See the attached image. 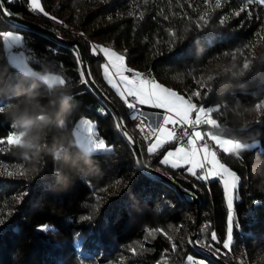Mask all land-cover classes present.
I'll return each mask as SVG.
<instances>
[{
	"label": "trees",
	"instance_id": "trees-1",
	"mask_svg": "<svg viewBox=\"0 0 264 264\" xmlns=\"http://www.w3.org/2000/svg\"><path fill=\"white\" fill-rule=\"evenodd\" d=\"M3 2L12 13L81 41L91 78L118 109L143 162L194 194L198 211L176 186L138 162L109 106L83 82L75 46L0 14V30L22 31L28 63L66 81L49 88L17 69L0 39V104L7 105L0 111V138L13 125L23 140L26 130L32 134L27 148L0 145V264H80L82 259L85 264H182L188 255L223 264L199 246L229 264H264V176L258 175L264 173V105L260 112L255 109L264 101V5L248 0H221L219 8L215 0H41L53 20L31 11L26 0ZM245 5L247 11L234 15ZM94 42L119 47L128 65L152 73L167 87L190 96L200 90L203 99L194 103L226 105L223 117L213 116L226 122L223 130H213L254 141L239 155L219 153L241 177L230 249L211 240L215 231L222 241L226 229L218 178L205 183L185 167L160 165L162 151L147 153L131 123L133 110L101 77V55L90 51ZM245 61L250 70L233 76ZM28 97L35 98L34 104L16 107ZM78 116L94 121L110 150L88 153L75 144L71 128ZM32 136L40 138L38 145L31 144ZM42 224L50 226L46 232L37 230Z\"/></svg>",
	"mask_w": 264,
	"mask_h": 264
},
{
	"label": "snow or ice",
	"instance_id": "snow-or-ice-1",
	"mask_svg": "<svg viewBox=\"0 0 264 264\" xmlns=\"http://www.w3.org/2000/svg\"><path fill=\"white\" fill-rule=\"evenodd\" d=\"M8 2L11 3L13 0H8ZM26 2L31 11H38L46 17L56 20V17L50 16V14L45 11L41 0H26ZM205 2L207 3L208 0H205ZM253 3L264 5V0H248V4ZM215 6L219 8L221 6V0H215ZM247 10V5H245L236 11L234 15L239 16L241 12ZM0 14L8 17L14 15L10 10L4 7L3 0H0ZM249 15H251L250 12ZM200 20L207 24V20L203 16L200 17ZM224 22L225 19L221 18L220 23L223 24ZM197 27H200V25L197 24ZM173 35L175 34L173 33ZM0 39H2L9 53L21 43V35L10 30H0ZM90 51L93 55L102 53L106 58V63L102 65L106 82L116 91L126 107L133 110V119H136L135 112L138 105L155 107L163 111L162 120L156 127L151 129L154 139L146 137V139H151L146 149L148 154H157L165 148V145L177 141L176 132L172 128H169V125H172L173 128H175V126H180L185 129L183 137L181 138L182 142L174 149H169L164 152L162 158L159 159V164L168 166L171 169H179L186 166L187 174L205 183L217 178L222 182V190L228 210L226 214V236L221 241L217 233L212 231L211 240L216 244L222 243L224 249H230L234 242V194L238 192L241 177L230 167L226 166V164L222 163L217 158V152L213 151L206 142L207 138L213 141L223 152L236 153L237 155L249 147L239 139L228 138L221 134L226 122L221 123L217 118H213V116L214 114H218L223 117L227 106L218 104L216 106L206 107L203 103L198 105L194 103L193 100L196 98L203 99L200 90L194 91L191 96L186 98L177 91L169 89L139 72L126 69L125 57L107 47L91 45ZM76 56L79 60L80 53L78 49ZM13 59L19 58L13 57ZM19 62L23 63V60L20 59ZM110 68L115 71L110 72ZM248 70H250V61H245L241 70L238 73H232V75L242 77ZM125 72H133V75H126ZM33 74L37 75L35 73ZM117 77L118 79H116ZM40 78L47 82L49 88L55 87L57 83H66L65 80H60V78L55 75H44ZM81 78L84 83H87V80H84L83 71L81 72ZM208 80H213V77L209 76ZM204 87L210 89L211 86L205 85ZM207 94L209 93H204V95ZM262 105H264V101L255 105L257 112L261 111ZM6 106L5 103L0 104V111ZM202 126L221 131H201L199 129ZM12 127L13 131L7 134L6 137L0 138V145L7 144L8 146H16L19 148L29 147L30 145L24 142L22 134L18 133L14 125ZM189 129H191V131H189ZM77 133L78 139L86 152L93 153L110 150L104 139L95 137V134L91 131V126L77 128ZM124 135L127 136V132H125ZM130 142L135 144V141ZM19 174L24 175L25 173L21 171ZM8 175L12 176L13 173L9 172ZM116 182L119 183L120 181L117 180ZM23 195H27V193L22 194L20 197L21 200L23 199ZM2 223H4V221H0V224ZM49 227L48 224H42L37 226V230L46 232ZM149 234L151 235V233ZM190 243L198 244L199 241H190ZM173 247H175V245H173ZM130 251L135 253L136 249L131 248ZM215 251L219 252L220 249L216 248ZM186 259L190 264H206L204 260L197 261L192 255H188ZM80 264H85V261L82 259Z\"/></svg>",
	"mask_w": 264,
	"mask_h": 264
},
{
	"label": "rangeland",
	"instance_id": "rangeland-1",
	"mask_svg": "<svg viewBox=\"0 0 264 264\" xmlns=\"http://www.w3.org/2000/svg\"><path fill=\"white\" fill-rule=\"evenodd\" d=\"M4 30H10V31H13L14 33H16V34H20L21 35V43H20V45L19 46H17L15 49H13L12 50V52L11 53H9V51H8V49L4 46V44H3V41H2V39H1V42H2V47H3V51H4V55H5V57L7 58V60L11 63V64H13L17 69H19V70H21V71H23V72H28V73H35V74H37V75H35V76H37V77H41V76H44V75H49V76H52V75H55V76H58L59 78H60V76L58 75V74H56V73H53V72H50V71H46V70H41V69H38V68H36V67H34V66H32L30 63H28V61L26 60V58H25V55H24V51H23V49H22V38H23V33H22V31H20V30H18V29H13V28H6V29H4ZM92 45H95V46H102V47H107V48H109V49H111L112 51H115L116 53H118V54H120V55H123V53H122V51L119 49V47H114V46H110V45H107V44H101V43H97V42H94ZM100 55H101V59L99 60V70H100V74H101V77H102V79L106 82V79H105V77H104V75H103V68H102V65L104 64V63H106V58L103 56V54L102 53H99ZM124 56V55H123ZM13 57H18L19 59H13ZM20 59H22L23 60V63H20L19 62V60ZM125 68L126 69H131V70H133V72H139V71H137L136 69H134V68H132L130 65H128L126 62H125ZM115 70L114 69H111L110 68V72H114ZM133 72H131V73H129V72H125V74L126 75H129V76H131V75H133ZM140 73V72H139ZM41 79V78H40ZM116 79H118V77L116 78ZM43 80V79H42ZM60 80H61V78H60ZM44 81V80H43ZM46 82V81H45ZM160 81H158L157 83H159ZM47 83V82H46ZM107 83V82H106ZM108 84V83H107ZM159 84H162V85H164L162 82H160ZM109 85V84H108ZM110 86V85H109ZM165 86V85H164ZM111 87V86H110ZM167 87V86H166ZM112 88V87H111ZM167 88H169V89H172V90H174V91H177V90H175V89H173V88H170V87H167ZM113 89V88H112ZM179 94H181V95H184L186 98L187 97H189L190 96V94L189 93H186V94H183L182 92H180V91H177ZM194 102V101H193ZM198 105L200 104V103H197ZM206 107H209V106H212V105H209V104H207V105H205ZM140 108V107H139ZM161 114V116H160V114ZM136 114V113H135ZM157 114H159V115H157ZM163 111H161L160 109L159 110H154L153 111V113H152V115H153V124H150V122H145L146 123V125L150 128V129H152L153 127H156L157 125H158V123L162 120V116H163ZM194 118V117H193ZM131 120V119H130ZM134 120L135 119H132V121H131V123L133 124V126L137 129V131L140 133V131L138 130V128L135 126V122H134ZM88 126H91V131H92V133H94L95 134V137L96 138H102L101 136H99V135H97V133H96V129H95V124H94V121L93 120H91V119H89V118H87V117H85V116H78L76 119H75V121H74V123H73V125H72V128H71V133H72V137H73V141L75 142V144L80 148V149H82L83 151H85L84 150V148L82 147V145H81V142L79 141V139H78V133H77V128H86V127H88ZM199 130H201V131H212V132H216V131H214L213 129H211V128H208L207 126H202ZM222 134V133H221ZM140 135H141V133H140ZM222 135H224V134H222ZM142 136V135H141ZM225 136H227V135H225ZM143 137V136H142ZM228 138H233V137H230V136H227ZM103 139V138H102ZM144 139V138H143ZM152 139H154V137H152ZM233 139H237V138H233ZM240 140V139H239ZM145 141V140H144ZM242 143H245V144H247L248 146L249 145H252L253 143H254V141L253 140H244V141H242V140H240ZM150 142H151V140H150ZM150 142H148V143H150ZM206 142L209 144V146L212 148V150L213 151H216L217 152V158L222 162V163H224V164H226L222 159H221V157L219 156V153H220V151H222V150H220L219 148H218V146H216L215 144H214V142L213 141H211V140H208L207 138H206ZM146 143V142H145ZM148 143H146V149H147V145H148ZM181 142L179 141V140H177V141H175L173 144H167V145H165V148L164 149H162L161 151V154H160V157H159V159L160 158H162V155H163V153L164 152H166L167 150H169V149H174L176 146H178L179 144H180ZM106 145L109 147V149L111 148V145L109 144V143H106ZM226 166H228L227 164H226ZM229 167V166H228ZM185 168H186V166H185ZM232 169V168H231ZM233 170V169H232ZM234 171V170H233ZM219 180V179H218ZM219 182H220V184H221V186H222V182L219 180ZM223 191V190H222ZM237 197H239V193L237 192V193H235L234 194V198H237ZM223 201H224V205H225V209H226V214H227V205H226V201H225V199H224V194H223ZM233 215H234V213H233ZM226 226H227V219H226ZM225 236H226V229H225V234H224V237H223V239L225 238ZM192 239V238H191ZM194 239V238H193ZM222 239V240H223ZM197 261H199V260H204L205 262H206V264H216L215 262H213L212 260H210L208 257H206V255H192ZM182 264H190V262L189 261H185V262H183Z\"/></svg>",
	"mask_w": 264,
	"mask_h": 264
},
{
	"label": "water",
	"instance_id": "water-1",
	"mask_svg": "<svg viewBox=\"0 0 264 264\" xmlns=\"http://www.w3.org/2000/svg\"><path fill=\"white\" fill-rule=\"evenodd\" d=\"M14 14V13H13ZM4 16V15H3ZM9 21H11L12 23H15L16 25H19V26H25V27H29V28H32V29H35V30H38L44 34H47L49 36H51L52 38L64 43V44H67V45H73L75 46L76 48V51L77 49L79 50V53H80V58H79V62H80V65H81V69L83 71V74H84V77L85 79L87 80V83L88 85L101 97V99L106 102V104L109 106V108L111 109V111L113 112V114L115 115L117 121H118V124H119V127L122 131V133L124 134L125 132H127V136H125L128 141H135V144L131 143V146L135 152V155H136V158L138 160V162L144 167L146 168L147 170H149L150 172H153L159 176H161L162 178L168 180L169 182H171L174 186H176V188L179 190L180 193H182L185 197H187L188 199H190L194 205H195V208H196V212L198 211V199L197 197L194 195V194H191V193H188L187 191H185L184 189H182L170 176H168L167 174L157 170V169H154L152 167H149L147 166L144 162H143V159H142V155H141V152H140V149L138 147V144L135 140V138L132 136V134L127 130V128L125 127V125L123 124L122 122V119L120 117V114L118 112V109L116 108V106L112 103V101L110 99H108L105 94L102 92V90L97 86V84L93 81V79L91 78L90 74H89V71H88V68H87V65H86V62H85V58H84V51H83V46H82V43L81 41L76 38V37H73V38H68V37H64V36H61L59 35L58 33L54 32L53 30L33 21V20H30V19H27V18H24L22 16H19L17 14H14L13 16L11 17H8V16H5ZM195 230L191 233V238L193 239L195 237ZM194 240V239H193ZM199 248L204 251L207 255L209 256H212L214 257L217 261L223 263V264H229L227 261H225L224 259L220 258L219 256H217L212 250L208 249V248H205V247H202V246H199Z\"/></svg>",
	"mask_w": 264,
	"mask_h": 264
},
{
	"label": "built area",
	"instance_id": "built-area-1",
	"mask_svg": "<svg viewBox=\"0 0 264 264\" xmlns=\"http://www.w3.org/2000/svg\"><path fill=\"white\" fill-rule=\"evenodd\" d=\"M28 7V6H27ZM131 73V72H129ZM141 74H143L144 76L148 77L147 74H146V71H140ZM138 109L136 110V123L138 125V128L140 129V131H142V133L145 134V140L147 142H150L151 139H146V137H150L152 138V132H151V129L146 125V123L144 122V120L142 118H140L138 116ZM169 128H172L175 132H176V135H177V140H179L180 142H182L181 138L183 137V133L185 131L184 128H181L180 126H175V128H173L172 125H169L168 126ZM189 131H191V129H189Z\"/></svg>",
	"mask_w": 264,
	"mask_h": 264
},
{
	"label": "clouds",
	"instance_id": "clouds-1",
	"mask_svg": "<svg viewBox=\"0 0 264 264\" xmlns=\"http://www.w3.org/2000/svg\"><path fill=\"white\" fill-rule=\"evenodd\" d=\"M35 102V98L34 97H28V98H25L24 100L18 102L17 106L16 107H19L21 105H32L34 104ZM41 120H45L47 119V117L45 116H41L40 117ZM23 126V125H22ZM32 134L30 132H28L27 130L24 132V142H27L28 141V137L31 136ZM40 142V138L37 137V136H32V140H31V144L32 145H38ZM258 175H261V176H264V173H259L258 172Z\"/></svg>",
	"mask_w": 264,
	"mask_h": 264
},
{
	"label": "crops",
	"instance_id": "crops-1",
	"mask_svg": "<svg viewBox=\"0 0 264 264\" xmlns=\"http://www.w3.org/2000/svg\"><path fill=\"white\" fill-rule=\"evenodd\" d=\"M156 82H158V80L153 79ZM160 83V82H159ZM140 107V108H139ZM137 109L139 111L138 116L140 118H142L145 122H150V124H153V111L156 109L155 107H149V106H137ZM159 110V109H156ZM162 111V110H161ZM160 114V113H159ZM161 116V114H160ZM137 127V126H136Z\"/></svg>",
	"mask_w": 264,
	"mask_h": 264
},
{
	"label": "bare ground",
	"instance_id": "bare-ground-1",
	"mask_svg": "<svg viewBox=\"0 0 264 264\" xmlns=\"http://www.w3.org/2000/svg\"><path fill=\"white\" fill-rule=\"evenodd\" d=\"M146 74H147V76H148V78L149 79H151V80H153L154 79V77H153V75H152V73H150V72H146ZM134 122H135V126H137V128H138V125H137V123H136V121L134 120ZM138 130L140 131V129L138 128ZM140 133H141V135L143 136V138H144V140H145V134L144 133H142V131H140ZM145 142L146 143H148L146 140H145Z\"/></svg>",
	"mask_w": 264,
	"mask_h": 264
}]
</instances>
